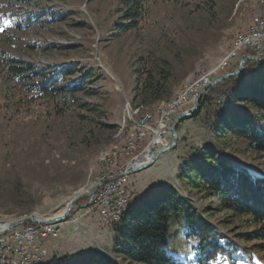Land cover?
Instances as JSON below:
<instances>
[{"label": "rangeland", "instance_id": "obj_1", "mask_svg": "<svg viewBox=\"0 0 264 264\" xmlns=\"http://www.w3.org/2000/svg\"><path fill=\"white\" fill-rule=\"evenodd\" d=\"M262 8L261 0H144L136 26L116 32L115 26L126 21L119 0H0V223L31 213L46 215L72 201L75 205L61 221L60 236L47 242L46 260L29 264L94 250L120 264H137L114 250L120 217L103 220L98 203L88 204L86 193L103 174L120 171L138 154L150 158L146 150L153 132L131 143L132 121L147 123L179 110L175 97L187 84L196 82L198 92L203 76L233 71L216 67ZM258 23H264V16H258ZM252 38V45H264L263 34ZM4 55L31 64L24 84L7 70ZM164 63L170 73L165 91L151 101L142 91L145 74L137 81L136 69L153 73ZM57 71L65 72L50 96L28 88L41 74ZM65 86L68 90L62 91ZM189 99L186 108L194 104V96ZM209 129L201 119L180 122L177 144L126 178L128 205L157 187L178 184L206 221L243 254L233 262L219 253L207 264H264V248L243 238L255 230L245 215L221 210L212 194L182 185L176 177L186 148L208 142L217 150L223 146L230 161L264 174V158L244 139L226 133L217 140ZM169 233L167 252L196 264L181 218L169 223Z\"/></svg>", "mask_w": 264, "mask_h": 264}, {"label": "trees", "instance_id": "obj_2", "mask_svg": "<svg viewBox=\"0 0 264 264\" xmlns=\"http://www.w3.org/2000/svg\"><path fill=\"white\" fill-rule=\"evenodd\" d=\"M119 2L124 7L126 21L115 26L116 32L135 27L144 4V0ZM33 18L28 17L31 21ZM3 61L16 81L24 84V80L29 79L25 75L26 70H33L29 62L7 55H4ZM237 67L238 61H235L229 69ZM136 70L137 81L145 74L142 91L150 96L151 101L160 99L170 75L167 65H158L157 71L153 73L146 68L140 73ZM63 72L41 74L40 81L27 86L39 92L40 96H50L56 91L54 82L63 76ZM74 87L77 85L74 84ZM63 90H68V87H63ZM187 119L203 120L217 140H222L226 133L244 139L264 158V61L249 59L237 75L208 87L199 102L197 113ZM210 144L188 146L176 177L182 185L201 188L205 193L212 194L221 210L245 215L255 230L243 235V238L257 240L259 247L264 248V174L230 161L222 153L223 146H218L217 150ZM180 218L183 220L184 235L195 254L196 264H207L219 253L231 257L233 262L243 255L238 245L227 240L215 226L208 223L194 204L180 192L178 184L174 183L155 188L152 193L131 202L121 212L120 222L115 229V252L137 264H185L166 250L170 240L169 223ZM36 264L120 263L106 253L94 250Z\"/></svg>", "mask_w": 264, "mask_h": 264}, {"label": "built area", "instance_id": "obj_3", "mask_svg": "<svg viewBox=\"0 0 264 264\" xmlns=\"http://www.w3.org/2000/svg\"><path fill=\"white\" fill-rule=\"evenodd\" d=\"M261 2L264 3V0H261ZM258 16H264V8L252 17V20L246 26L245 30H241L240 38L234 39L232 51H227L223 59H221V62L217 65L216 70L225 67L230 68L235 61H239L241 56L248 55L251 57L250 59H254V57L260 58L264 55V45H252L253 35L263 34L264 38V23H258ZM214 78L210 79L208 77V81L201 84V89ZM197 85L196 82L187 84L186 89L175 97L176 103H179V110L160 113V117L148 119L147 123H140V120L132 121L133 125L131 127L134 130V137H130V142H141L145 140L146 131H153L154 137L156 130H160L163 138L167 139V134L170 137L171 125L168 124L169 121L172 124L175 118L171 119V115L188 109L185 107V104L190 100L189 97L191 95L194 96L195 102L196 96L201 90L196 91ZM156 145H159L158 148H160L165 144L160 145L159 143H154L153 147ZM153 147H150L152 153L155 150L152 149ZM135 160L136 158H131L120 171L117 169L112 170L105 173L102 179H100V183L88 204H90V201L98 203L103 220L109 221L111 216L114 215L117 204L125 205V201L130 199V191L126 188L125 182L129 174L133 173L129 171L134 167V163L132 162H135ZM7 225L0 223V229H4ZM61 229L62 224L31 221H26L10 228L7 232L0 234V264H29L38 259L46 260L48 256L47 242L49 239L58 238Z\"/></svg>", "mask_w": 264, "mask_h": 264}, {"label": "water", "instance_id": "obj_4", "mask_svg": "<svg viewBox=\"0 0 264 264\" xmlns=\"http://www.w3.org/2000/svg\"><path fill=\"white\" fill-rule=\"evenodd\" d=\"M250 58L251 57L248 56V55L242 56L239 59L238 67L235 70H233L231 72L222 73V74L216 76L210 83L206 84L199 91V93L197 94L193 106L188 108V109H186V110H184V111H181L173 119V122L171 124V129H170V139H169V141L165 145L161 146L160 148L155 149L154 152L151 154L149 159H147L146 161L138 164L137 166H134L133 168H131V170L129 172L139 171L141 169H145V168L151 166L161 154H163L164 152L169 151L170 149H172L177 144V141H178L177 126L183 120H185L187 118H192L197 113L198 108H199V102H200L203 94L205 93L206 89L209 86H212V85H214L216 83H219L220 81H222L225 78L237 75L241 71V69L243 67V64L247 60H249ZM254 60H262V61H264V58L260 59V58L254 57ZM97 187H98V185H95L90 192L86 193L90 199L93 197ZM74 206H75L74 202L73 201L70 202L67 205L65 211L61 215L56 216V217H52L50 219L37 218L36 216L32 215V213L20 216L17 219L11 221L4 229H0V234H3L5 232H7V230H9L10 228H12L14 226H17V225H19V224H21L23 222H26V221L37 222V223H54V222H58V221L67 220V218L69 217L70 212H71V210L73 209Z\"/></svg>", "mask_w": 264, "mask_h": 264}, {"label": "bare ground", "instance_id": "obj_5", "mask_svg": "<svg viewBox=\"0 0 264 264\" xmlns=\"http://www.w3.org/2000/svg\"><path fill=\"white\" fill-rule=\"evenodd\" d=\"M252 41H253V38H252ZM202 81L203 82H207L208 81V77L207 76H204L203 79H202ZM154 143H159L160 145H163V144L167 143V140L165 138H163L160 130H156L155 136L152 138V140H151V142L149 144V148L146 151H148V152L151 151L152 152V150L150 149V147L151 146L153 147V144ZM143 153H147V152H143ZM147 156H148V154L147 155H139L138 158H136L135 162H132V163H134L133 165L135 166V165H138V164L146 161V157ZM103 175L100 177V179H102ZM100 179L98 180V183L96 185H99ZM129 201H130V199L127 200V201H125V205L124 204H117V208H116V210L114 212V215L111 216V219H110L111 222H114L113 220H117L120 217L121 212L126 209V207L128 206ZM68 204L63 205V207L60 206L58 208H55L52 211L48 212L46 215H36V216H38L37 218H45V219H50L52 217L59 216V215H61L65 211V209H66V207H67ZM53 224H61V221L54 222Z\"/></svg>", "mask_w": 264, "mask_h": 264}]
</instances>
